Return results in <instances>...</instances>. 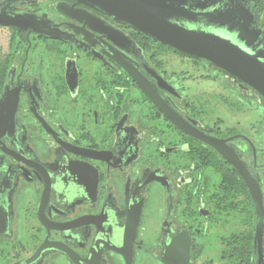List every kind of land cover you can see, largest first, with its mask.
<instances>
[{"label":"flooded vegetation","instance_id":"af4514ba","mask_svg":"<svg viewBox=\"0 0 264 264\" xmlns=\"http://www.w3.org/2000/svg\"><path fill=\"white\" fill-rule=\"evenodd\" d=\"M252 1L264 29V0ZM3 9L41 17L60 37L0 25L10 31L0 94L11 72L18 95L0 125V264H228L237 224L216 202L214 163L232 165L180 125L236 136L228 143L264 195V145L220 117L264 111L263 94L78 0H0ZM220 78L229 89L193 87ZM249 125L263 133L262 119Z\"/></svg>","mask_w":264,"mask_h":264},{"label":"water","instance_id":"95a60500","mask_svg":"<svg viewBox=\"0 0 264 264\" xmlns=\"http://www.w3.org/2000/svg\"><path fill=\"white\" fill-rule=\"evenodd\" d=\"M105 15L131 25L152 39L187 55L205 59L259 90L264 96V29L258 24L252 0H78ZM9 5V4H8ZM62 4H60L61 6ZM101 19V18H99ZM48 20V19H47ZM104 21V20H103ZM0 25L29 29L51 37L53 28L34 14L0 11ZM124 34V33H123ZM125 36V34H124ZM127 37V36H125ZM134 80L169 119L179 121L151 91L141 74ZM0 94V125L15 116L18 95L8 84ZM9 118L3 117V115ZM185 132L221 153L244 179L255 208L254 254L264 264V195L257 176L236 148L222 139L180 125ZM248 139V138H247ZM132 264V263H131Z\"/></svg>","mask_w":264,"mask_h":264},{"label":"trees","instance_id":"16d2710c","mask_svg":"<svg viewBox=\"0 0 264 264\" xmlns=\"http://www.w3.org/2000/svg\"><path fill=\"white\" fill-rule=\"evenodd\" d=\"M9 68V61H0V89ZM217 158V157H216ZM214 172L219 175L216 202L220 208L228 210L230 218L236 222L228 237V264L254 263V216L255 208L247 185L234 167L225 162L218 163L215 159Z\"/></svg>","mask_w":264,"mask_h":264},{"label":"rangeland","instance_id":"374dc122","mask_svg":"<svg viewBox=\"0 0 264 264\" xmlns=\"http://www.w3.org/2000/svg\"><path fill=\"white\" fill-rule=\"evenodd\" d=\"M10 39V31L8 29H0V41L2 43V45H0V47L2 49H4L6 47V45L8 44V41ZM4 47V48H3ZM220 80L222 81L223 78H220ZM194 89H229L228 85H226V82L219 83L216 80L215 81H205L202 83H198L196 85H193ZM196 87V88H195ZM220 117L224 118L227 123H231V126H236L238 128L243 129V131L247 132V134H249L252 138H254L255 140H257V142H262V144L264 145V111L262 112H247L245 114V116L243 115V117H241V114H239L237 111L236 113L231 111L229 113H221ZM242 118L245 119V126L241 123L240 125H238L236 123L237 120H242ZM255 119H259L263 121V133H260L259 131L257 132H252L249 129V124L250 122H254ZM243 125V127H241ZM248 128V129H247ZM214 179L216 181H219L220 177L215 174Z\"/></svg>","mask_w":264,"mask_h":264}]
</instances>
